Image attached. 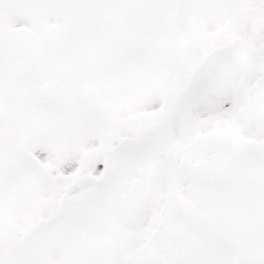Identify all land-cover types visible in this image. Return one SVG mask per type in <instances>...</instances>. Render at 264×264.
I'll list each match as a JSON object with an SVG mask.
<instances>
[{"label":"snow or ice","instance_id":"6c2138e0","mask_svg":"<svg viewBox=\"0 0 264 264\" xmlns=\"http://www.w3.org/2000/svg\"><path fill=\"white\" fill-rule=\"evenodd\" d=\"M0 264H264V0H0Z\"/></svg>","mask_w":264,"mask_h":264}]
</instances>
